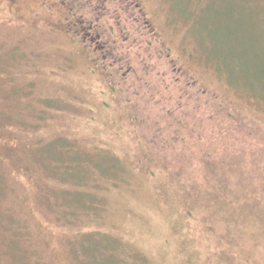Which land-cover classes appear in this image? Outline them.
Returning a JSON list of instances; mask_svg holds the SVG:
<instances>
[{"label": "rangeland", "instance_id": "obj_1", "mask_svg": "<svg viewBox=\"0 0 264 264\" xmlns=\"http://www.w3.org/2000/svg\"><path fill=\"white\" fill-rule=\"evenodd\" d=\"M96 17L100 51L73 25ZM94 240L264 264V0H0V264H95Z\"/></svg>", "mask_w": 264, "mask_h": 264}, {"label": "trees", "instance_id": "obj_2", "mask_svg": "<svg viewBox=\"0 0 264 264\" xmlns=\"http://www.w3.org/2000/svg\"><path fill=\"white\" fill-rule=\"evenodd\" d=\"M97 19H98V17H96V18H94L93 20H90V22L88 23V24H86V22H84L83 20H79V21H77L76 20V23L75 24H73L75 27H77L80 31H78V32H80V35L81 34H84L83 36H85V38H88V40L90 41V43H92V45L94 46V49H95V51H100L101 49H103L104 50V46L103 45H101L100 43L102 42V37H101V33L99 32V31H92L93 29H91V25L92 26H94V25H98V21H97ZM91 24V25H90ZM144 25L146 26V28L148 27V23H144ZM87 28V29H86ZM74 30H75V28H74ZM76 31V30H75ZM87 33H92L91 34V37L89 36V35H87ZM99 48H101V49H99ZM103 52V51H102ZM106 57H107V55H106ZM75 176H77V175H75ZM213 174H209L208 176H206L208 179H209V177H210V179H211V181L214 183V186L215 187H213L211 190H210V192H208V193H206V194H204L203 196H202V198H201V200H202V202L204 203V204H208V203H210V202H216L217 200H216V198L217 197H221V196H223V195H225V193H224V188H226L227 186H228V180L226 179L227 177H225V176H222V177H216V178H218L217 179V182H214L213 181ZM75 180L76 181H79L80 180V178L79 177H75ZM219 188V191H218V188ZM213 191V192H212ZM186 196H188V195H185V197ZM80 197H79V194H77V198L75 199V202H76V205L78 204V205H81L80 204V201L78 200ZM189 201H191L192 202V204L193 205H196L197 203H199L198 201H197V198L196 197H192V198H190L189 196L188 197H186ZM219 199H221V198H219ZM225 201V197L224 198H222L221 200H220V202H224ZM216 203H218V202H216ZM214 205H215V203H213ZM86 209H89L88 207H86ZM209 208H206L205 209V211L209 214V215H211V217H213L214 215V211H212V209H211V213H209V210H208ZM225 210L226 209H224L223 211L225 212ZM229 211H231V214H229V216L231 217V218H233V219H235V220H237V219H241L242 217H244V214H246L247 215V218H250L251 216H254V217H256L257 215V213H255L253 210H251V209H243V213H241L240 211H238L237 209H229ZM192 211H191V209H187L186 210V212H185V214L187 215H185V218L186 219H189V218H191V216H192V213H191ZM89 237V236H88ZM97 247H100V245L98 244V242L96 241V240H94V241H91L90 243H89V245L87 246V250H89V251H91L92 252V259H93V262L95 263V264H98L99 262L97 261V259L94 257V256H96L97 258L100 256V254H99V256L98 255H96V254H94L93 253V251H95V250H100L99 251V253H101V249L100 248H97ZM94 255V256H93Z\"/></svg>", "mask_w": 264, "mask_h": 264}]
</instances>
